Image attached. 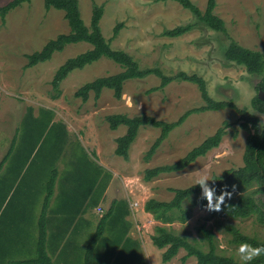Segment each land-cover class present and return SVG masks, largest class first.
<instances>
[{
    "label": "rangeland",
    "instance_id": "rangeland-1",
    "mask_svg": "<svg viewBox=\"0 0 264 264\" xmlns=\"http://www.w3.org/2000/svg\"><path fill=\"white\" fill-rule=\"evenodd\" d=\"M10 1L0 0V7ZM77 1L86 26L90 24L93 3L103 6L99 22L102 35L111 48L132 56L140 69L158 68L164 76L181 71L197 74L204 79L211 98L231 100L237 108H247L258 116L259 129L264 127V115L250 106L251 99L259 95V91L264 93L260 87L264 84V72L262 75L249 74L244 66L224 57L231 40L264 56V0H215L213 12L223 20L224 32L209 28L174 0ZM191 1L202 12L208 2ZM120 23L119 33L114 38V27ZM186 24H191L192 28L180 36L163 34L165 30ZM68 32L64 13L54 8L46 10L43 0L20 5L6 14L5 21L0 17V162L13 144L12 155L0 171V205L3 209L0 223H7L20 206L29 210L30 218L19 222L30 238L24 261L36 254L40 215L48 195L47 183L51 170H55L56 190L60 191L66 185L67 189L80 190L76 195L77 198L80 196V202L88 194L90 198L86 214L93 221L81 222L66 236V243L79 255L75 257L77 264H87L88 259L91 264H127L126 261L129 264H195L193 256L183 260L186 254L183 248L167 263L161 259L165 249L150 251L149 247L145 248L148 240L145 234L151 239L157 225L204 251L208 250V243L200 228L209 229L214 233L217 251L242 262L236 252L239 245L230 242L232 234L226 227L233 225L242 234L264 241V224L257 222L254 216L228 218L221 211H206L204 205L195 206L185 222L166 224L155 220L151 214L154 222L146 223L142 234L139 228H128L130 224L134 226L136 214L143 210L133 208L134 202L144 206L150 198L170 201L174 189L195 184L202 172L210 179L242 165L247 133L240 128L239 114L229 108L191 113L180 126L169 132L148 160L145 155L161 129L142 126L125 160L114 150L116 139L125 134L126 126L111 130L105 119L107 116L144 114L156 120L174 122L186 111L203 104L200 92L196 84L182 80H173L158 88L161 79L151 74L125 81L120 99L107 89H103L98 98L92 91L86 100L76 97L74 93L84 83L122 70L119 64L102 57L72 71L60 84L57 94L51 84L56 70L69 58L89 50L91 45L86 42L66 45L62 51L53 53L48 61L28 68L26 56L41 50L59 34ZM155 87L157 89L152 90ZM225 122L229 125L216 148L180 172L162 173L151 181H144L145 169L176 162ZM20 155L25 166L15 179L14 169ZM111 175L114 176L110 186L112 191L105 200H100L103 207L100 214L93 211L92 201L102 194ZM239 194L235 191L225 203ZM189 204L188 201L184 206ZM109 209H112L111 215L89 254L88 246L103 214ZM81 220H85V215ZM56 225L57 221L45 224L52 237ZM95 250L97 262H93ZM46 251L51 258L54 251L47 247ZM126 252L130 254L129 259L125 257ZM15 254L7 260L18 258Z\"/></svg>",
    "mask_w": 264,
    "mask_h": 264
},
{
    "label": "trees",
    "instance_id": "trees-1",
    "mask_svg": "<svg viewBox=\"0 0 264 264\" xmlns=\"http://www.w3.org/2000/svg\"><path fill=\"white\" fill-rule=\"evenodd\" d=\"M30 1L31 0L10 1L0 7V17L3 21H5L7 13ZM174 1L178 2L183 8L192 12L199 21L205 23L209 28L215 31H225L223 20L216 16L213 12L216 5L215 0H208L206 8L203 12L191 0ZM43 3L46 10L54 8L64 13V18L69 26V32L59 34L56 38L49 40L41 50L28 54L26 56L28 59L26 68L48 61L52 57L53 53L62 51L66 45L78 42H86L91 45L89 50L82 52L75 57L69 58L56 70L51 80V84L53 90L56 91L57 94H59L60 84L72 71L82 69L86 65L98 61L102 57H106L119 64L122 70L115 74L97 77L93 81L84 83L74 93L76 97L79 96L83 100H86L88 94L92 91L95 98H98L102 90L107 89L113 91V96L116 99H120L123 94V85L125 81L133 78H143L151 74H154L161 79V83L158 88H163L173 80H182L196 84L203 104L198 108L186 111L178 120L174 122L156 120L144 114L134 117H128L124 114H112L105 118L111 130L117 129L120 125L126 126L125 134L116 139L117 145L114 150L115 154L121 156L123 159H128L130 146L136 139L138 131L142 126L151 125L161 129L160 135L145 155V159L148 160L153 156L169 132L180 126L191 113L204 112L208 110L217 111L226 108L235 110L239 114L240 128L247 133L244 151L242 154V165L237 168L225 170L219 176H212L209 179L210 181H208V184L211 187H215L217 195H219L222 189L227 190L232 194L235 191L240 193L235 199L228 200L221 206V212L223 215L233 219H242L254 216L257 222L264 224V127L259 129L258 116L251 114L247 108H237L231 100H215L211 98L207 92L204 79L197 74L189 75L181 71L173 76H164L158 68L140 69L138 63L134 61L132 56L123 50L111 48L110 44L102 35L99 22L103 14V6L93 3L90 24L89 26H86L80 16L77 0H43ZM121 25L122 24L120 23L114 27V38L118 35L120 30L119 27ZM191 28V24H186L183 26H177L170 30H165L163 34L169 37H177L186 33ZM109 41L111 42V40ZM224 57L228 61L244 66L249 74L262 75L264 72L263 54L259 51L245 48L233 40H231L230 44L225 49ZM260 87L264 90V84H261ZM156 89V87L152 88V90ZM250 106L257 113L264 115V98L255 95L250 101ZM228 125L229 124L225 122L224 126L217 129L212 136L207 137L199 145L193 147L186 153L185 156L176 162L169 165H161L145 169L143 175L144 181H151L153 178L158 177L162 173H173L184 170L191 163L196 161V159L206 155L210 150L219 145ZM12 147L13 144L0 162V171L2 170L8 156L12 155ZM18 160V165L14 169L16 172L15 179L20 175L21 170L25 166V162L21 163V155ZM78 175L82 176L80 174H76V176ZM56 176V171L51 170V176L47 183L48 195L44 200L39 220V239L36 254L33 256L30 255L31 258L26 259L25 261H14L13 259H10L8 263L4 262V264H53L46 251L47 229L45 226V216L49 207V200L53 195ZM85 189L87 190L88 188ZM76 190L80 193L78 188H76ZM173 194V198L170 201H159L154 198L148 199L144 204V210L152 214L155 220L171 224L175 221H187L190 217L192 209L195 206L206 205V201L201 198V189L199 185L193 184L186 188L174 189ZM88 196L89 194L86 195L84 200ZM98 199H94L92 201L94 202L93 206H96ZM188 201L190 204L188 207H185L184 205ZM83 202H80V198L77 197L72 199V203H76L77 207L75 208L78 211ZM112 204L114 205V203ZM111 212L112 209H109L108 212L103 214L99 222L98 230L88 246L89 254L95 245V241L102 233L103 225L110 217ZM8 229L13 230V225H10ZM226 229L232 234L230 242L234 244L240 245L242 242H247L253 246H264V241L242 234L233 225H227ZM200 233L208 243V250L206 251L191 242H188L185 238L172 234L164 226L157 225L155 227L151 240L153 245L157 248L165 249L161 258L163 263L169 262L176 255L178 250L183 248L186 250L183 260L187 257L193 256L196 259L195 264H243V262H238L234 258L225 256L217 251V247L214 244V233L211 230L202 227L200 228ZM7 236L8 235L4 234L3 237L4 260L6 258L5 255H11L14 253L13 248L15 243L11 240V237ZM87 264H91L89 259ZM249 264H264V256L249 262Z\"/></svg>",
    "mask_w": 264,
    "mask_h": 264
},
{
    "label": "crops",
    "instance_id": "crops-1",
    "mask_svg": "<svg viewBox=\"0 0 264 264\" xmlns=\"http://www.w3.org/2000/svg\"><path fill=\"white\" fill-rule=\"evenodd\" d=\"M112 178L114 179L113 175L109 177V181L106 187L104 188L102 194L98 197L99 199L97 198L98 202L95 207H92L93 211L98 212L97 208L99 207H101L103 211V207L101 206V201L105 200L106 195L112 191L110 187L111 183L113 182ZM54 191L51 197L52 199H50L49 201L48 212L46 213V216H45L46 217L45 220H46V223H48V225L54 221H57V225H56V229H55V233L53 237L49 234L48 227L46 228L47 229V238H46L47 248L54 251L52 252L50 259L53 264H77L76 260L78 258H75V257H79V255L75 254L71 249L72 246L66 243V236L69 234L71 229H75V227L79 225L81 222H85L87 224L93 221V219L89 218V214H86V212L88 211L86 209V206L89 205L90 198L87 197L84 200V202L82 203L78 211L75 208L77 207L76 203L75 204L72 203V199L76 197V193L78 192L76 189H72V190L67 189L65 185V187H63L60 191L56 190L54 186ZM60 198H61V202H60ZM132 203L130 204L131 207H132ZM138 207H141V209L143 210L138 211V213L136 214L137 216L134 219L135 221L134 226L130 224L128 228L130 227L133 229L139 228V233L142 234L141 230L144 227H147V224L153 223L154 219L152 218L150 213L144 210V206L137 202L136 207L134 206L133 208H138ZM75 209L78 212H76ZM2 212H3V209H2V204H1L0 205V219L2 217ZM57 213H61V214L56 215ZM84 215H85V220H81ZM29 218H30L29 210H27L26 207L20 206L10 216V219L7 223H0V264H4V262L8 263L10 259H13V258H9L7 260V257L10 256L7 254L5 255L6 258L4 260L3 237H4V234L7 232H11V234H9L7 237H11V240L15 243L13 249H14V252H16L15 256H18V258L13 259V260L22 261L25 259L27 248L30 242V238L24 232L19 222L24 221L25 219L28 220ZM96 223H97V220H96ZM10 225H13V230L7 229L10 227ZM59 228H65V229L60 230ZM126 233L124 234V236H126ZM145 236H147L146 240L148 239L145 245V248L147 249L149 247L150 251L157 248L156 246L153 245L152 240L148 238V235L145 234ZM159 250L162 251L163 249H159ZM154 251H157V250L155 249ZM97 256H98L97 250H95L93 253V262L94 261L97 262ZM125 257L126 259H129L130 254L126 252ZM126 263L129 264V261H126Z\"/></svg>",
    "mask_w": 264,
    "mask_h": 264
},
{
    "label": "clouds",
    "instance_id": "clouds-1",
    "mask_svg": "<svg viewBox=\"0 0 264 264\" xmlns=\"http://www.w3.org/2000/svg\"><path fill=\"white\" fill-rule=\"evenodd\" d=\"M129 106H131V101ZM209 177L207 173H201L196 180L195 185H199L201 189V198L206 201V211L219 212L222 210V205L225 204V200L230 199L232 193L222 189L217 195L215 187H211L208 184ZM239 259L243 264H249V262L264 256V246H253L250 243L242 242L236 249Z\"/></svg>",
    "mask_w": 264,
    "mask_h": 264
},
{
    "label": "built area",
    "instance_id": "built-area-1",
    "mask_svg": "<svg viewBox=\"0 0 264 264\" xmlns=\"http://www.w3.org/2000/svg\"><path fill=\"white\" fill-rule=\"evenodd\" d=\"M133 206H136V203L135 202L133 203ZM97 211H98V213L101 214L102 213V208L101 207L97 208Z\"/></svg>",
    "mask_w": 264,
    "mask_h": 264
},
{
    "label": "water",
    "instance_id": "water-1",
    "mask_svg": "<svg viewBox=\"0 0 264 264\" xmlns=\"http://www.w3.org/2000/svg\"><path fill=\"white\" fill-rule=\"evenodd\" d=\"M258 96L261 97V98H264V93H262L261 91H259V95Z\"/></svg>",
    "mask_w": 264,
    "mask_h": 264
}]
</instances>
